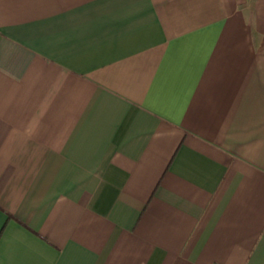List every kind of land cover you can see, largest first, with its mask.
Segmentation results:
<instances>
[{
    "label": "crops",
    "instance_id": "obj_1",
    "mask_svg": "<svg viewBox=\"0 0 264 264\" xmlns=\"http://www.w3.org/2000/svg\"><path fill=\"white\" fill-rule=\"evenodd\" d=\"M0 264H264V0H0Z\"/></svg>",
    "mask_w": 264,
    "mask_h": 264
}]
</instances>
